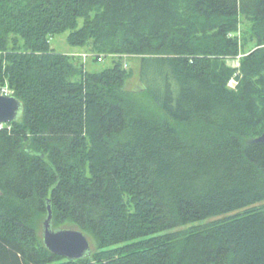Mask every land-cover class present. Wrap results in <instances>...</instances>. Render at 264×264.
<instances>
[{
	"label": "trees",
	"instance_id": "trees-1",
	"mask_svg": "<svg viewBox=\"0 0 264 264\" xmlns=\"http://www.w3.org/2000/svg\"><path fill=\"white\" fill-rule=\"evenodd\" d=\"M65 32L114 67L57 53ZM6 84L0 264H264V0H0ZM49 202L90 256L45 247Z\"/></svg>",
	"mask_w": 264,
	"mask_h": 264
},
{
	"label": "water",
	"instance_id": "water-1",
	"mask_svg": "<svg viewBox=\"0 0 264 264\" xmlns=\"http://www.w3.org/2000/svg\"><path fill=\"white\" fill-rule=\"evenodd\" d=\"M22 102L15 96L0 95V125L11 124L20 119ZM264 142V135L258 139ZM42 238L45 247L53 254L72 261L87 258L92 253V244L81 230L53 227V210L49 202L48 215L43 222Z\"/></svg>",
	"mask_w": 264,
	"mask_h": 264
},
{
	"label": "rangeland",
	"instance_id": "rangeland-1",
	"mask_svg": "<svg viewBox=\"0 0 264 264\" xmlns=\"http://www.w3.org/2000/svg\"><path fill=\"white\" fill-rule=\"evenodd\" d=\"M242 37H244V32L246 34L247 31H249L250 29V24L245 20L242 22ZM70 32H65L62 34H58L56 36H54L53 38H51V46L52 49H54L57 53H61V54H67V55H71V56H75L77 59H80L82 61L83 64H85L86 69L91 72V73H99L102 72L104 70L113 68L115 65V59L112 57H102V61H98L96 60V57L93 53L89 52L88 49L86 48H78V47H73L69 44L68 42V36H69ZM238 36L240 37V33L238 34ZM243 58V56L241 55V57L239 58V56L237 58L234 59H229L228 60V64L237 70L236 74L233 76V78L236 79V84L234 82V85L230 86L228 84V86L231 89H237L241 78H243V75L241 73V59ZM124 63L127 64V67L129 70L132 71V77L131 79H129L126 83V89L128 90H138L142 84L140 82V77H139V73H140V61L139 58L136 57H128L124 60ZM258 206H261V204H259ZM236 214V213H233ZM233 214H230L228 216H231ZM227 217V216H225ZM224 216L221 218H225ZM219 219V218H217ZM214 219V220H217ZM210 221H213L210 220ZM65 227L67 228H71L70 225H66ZM186 228H182L180 230H184L187 229ZM42 231V230H41ZM90 242L92 244V251H94L96 249V246L94 244V241L90 238Z\"/></svg>",
	"mask_w": 264,
	"mask_h": 264
},
{
	"label": "built area",
	"instance_id": "built-area-1",
	"mask_svg": "<svg viewBox=\"0 0 264 264\" xmlns=\"http://www.w3.org/2000/svg\"><path fill=\"white\" fill-rule=\"evenodd\" d=\"M243 56V55H242ZM241 57V55L239 56V58ZM99 61H102L101 59H99ZM236 81L235 78H232L229 82V85L232 86L234 85V82ZM236 84V82H235ZM0 95L3 96H14V92L11 90V88L9 87L8 84L6 85H0ZM3 125H1L2 128Z\"/></svg>",
	"mask_w": 264,
	"mask_h": 264
}]
</instances>
